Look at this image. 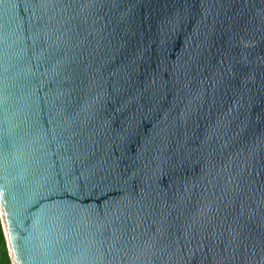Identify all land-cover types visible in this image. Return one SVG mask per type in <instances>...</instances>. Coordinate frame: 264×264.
<instances>
[{"label":"water","instance_id":"water-1","mask_svg":"<svg viewBox=\"0 0 264 264\" xmlns=\"http://www.w3.org/2000/svg\"><path fill=\"white\" fill-rule=\"evenodd\" d=\"M12 264H264V0H0Z\"/></svg>","mask_w":264,"mask_h":264},{"label":"trees","instance_id":"trees-1","mask_svg":"<svg viewBox=\"0 0 264 264\" xmlns=\"http://www.w3.org/2000/svg\"><path fill=\"white\" fill-rule=\"evenodd\" d=\"M0 264H12L0 219Z\"/></svg>","mask_w":264,"mask_h":264}]
</instances>
